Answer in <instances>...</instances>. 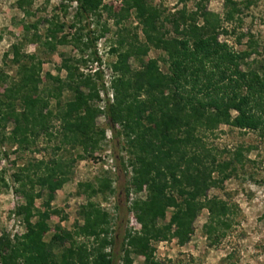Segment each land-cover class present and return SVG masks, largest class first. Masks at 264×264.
<instances>
[{
    "label": "trees",
    "instance_id": "obj_1",
    "mask_svg": "<svg viewBox=\"0 0 264 264\" xmlns=\"http://www.w3.org/2000/svg\"><path fill=\"white\" fill-rule=\"evenodd\" d=\"M33 1H15L23 14V40L37 48L22 52V41L11 44L4 54H11L16 68L14 74H8L0 67V141L6 139L20 150L31 146L39 150L41 138L45 142L42 149L49 147L50 156L18 166L11 174L17 183L13 191L23 199L13 214L24 231L0 234V264H117L118 259L132 264L131 253L146 255L153 249V241L170 237L180 244L188 241L203 209L207 211L204 234L217 241L231 225L235 204L209 191L221 189L235 175L246 161L244 152L251 147L218 150L208 143V135L227 125L264 136V63L252 57L258 52L256 41L238 33L236 43L248 39L244 48H235L220 39L235 34L242 20L241 4L247 6L250 0H223L221 14L207 8L208 0H195L192 9L184 3L168 13L153 0H122L114 17L122 19L132 10L144 40L134 33L131 38L121 36L111 46L116 59L109 64L110 92L99 68L91 74L80 67L99 65L96 41L108 30L102 25L99 33L88 28L84 33L83 22L90 16L98 21L102 10L111 16V7L102 0H59L57 7L65 14L67 3L75 2L71 23L60 21L57 14L27 21L33 15ZM42 23L45 28L41 30ZM65 27L73 31L65 32ZM63 45L76 48L78 56L61 55L58 68L64 77L50 76L52 84H45L39 51L50 54ZM150 48L165 53V71L157 58L144 59ZM130 58L138 61L137 68ZM63 91L70 92V97L64 99ZM102 114L119 149L113 153L116 179L127 176L121 192L107 174L80 184L88 198L78 212L82 222L72 230L55 225L46 241L48 220L57 213L50 205L56 191L70 179L75 163L93 156L105 139V129L96 123ZM224 152L229 156L222 157ZM4 172L1 168L0 181L9 187L1 176ZM106 193L124 195L114 208L122 216L133 215L139 229L117 232L122 226L118 215L111 229L114 217L89 200ZM38 198L43 200L42 208L35 206ZM78 235L92 241L77 242L74 237Z\"/></svg>",
    "mask_w": 264,
    "mask_h": 264
},
{
    "label": "rangeland",
    "instance_id": "obj_2",
    "mask_svg": "<svg viewBox=\"0 0 264 264\" xmlns=\"http://www.w3.org/2000/svg\"><path fill=\"white\" fill-rule=\"evenodd\" d=\"M15 1L0 0V67L8 74H14L16 68L11 63V54L4 55L5 52L10 50L11 44L23 41L21 45L22 52L31 53L37 48L36 44L23 40L25 34L20 25L23 14L16 8ZM102 1L111 7L112 15L110 16L108 11L102 10L98 21L94 16H90L85 23L83 22L84 33H86L87 28L95 31V34L100 32L102 25L108 28L96 41L100 63L99 65L88 63L81 66L80 69L85 73L93 74L99 68L105 88L110 92L109 86L112 73L109 64L116 59V53L111 52V46H116L121 36L131 38L136 33L140 40H144V35L132 10H129L126 17L122 19L114 17V14L120 11L122 7V0ZM238 1L245 3L247 0ZM152 2L162 7L165 13H168L180 8L184 3H186L187 8L192 9L195 0H185L183 3L179 0H153ZM59 3V0H34L32 5L33 15L25 20L34 21L38 17H50L52 14H57L60 21H65L66 24L71 23L75 2L67 3L69 6L66 14L57 7ZM222 3L223 0H208L206 6L209 10L221 14L223 11ZM241 7L242 20L239 25H236L235 34L221 35L220 39H226L235 48H244L248 38L244 37L241 43H236L235 36L238 33H245L248 37H252L257 44L258 52L252 57L255 56L264 63V0H250L247 6L241 4ZM227 26L230 27L229 24ZM43 28H45L44 23L40 24V29ZM165 28L169 31L167 36H173L169 24H166ZM64 31L72 32L73 29L65 27ZM39 54L44 60L41 68L42 79L45 84H52L50 76L64 77L65 75L64 71L58 68L61 55L78 56V51L71 45H63L58 46L53 53L39 51ZM165 56V53L161 50L150 48L144 59L157 58L159 67L165 71L167 68L164 61ZM129 62L134 68L139 65L138 61L133 58H130ZM2 90L3 87L0 85V91ZM100 96L102 100H100L99 105L102 106L104 93L101 92ZM69 97L70 92L63 91V98ZM96 123L105 129V139L101 141L100 147L93 153V156L85 157L75 163L70 179L56 191L50 205L57 210V213L52 214L48 220L50 230L44 235L46 241L50 239L55 225L58 224L63 229L72 230L76 223L82 222L78 212L86 204L88 198L83 191L84 185L80 184L94 181L96 177L107 174L114 180L113 186L117 187L118 192H121L119 188L124 179L127 178V176L121 174L120 179H116L113 153L119 149L114 143L103 114L97 118ZM10 127V124H8L4 129L6 135ZM117 129H120L119 126H117ZM207 141L218 150L232 151L240 145L251 147L249 151L244 152L246 161L243 166H239L235 175L225 180L221 189L213 188L209 191L210 195H218L235 204V214L231 217L230 227L224 231L223 236H220L217 241H213L203 231V224L207 219V211L203 209L198 213L193 223V231L188 241L180 244L176 238L171 237L167 240L153 241L151 245L153 249L146 255L131 253L132 264H152L153 262L157 264H264V136L260 135L258 131L239 130L227 125H220L214 133L208 135ZM44 145L45 142L41 138L38 144L39 150L34 146L25 150L16 149V146L10 144L6 139L0 144V169H5L1 176L9 184V187H5L0 181V234L5 231L12 235L24 231L22 222L13 214L14 207L22 203L23 199L13 191L17 183L13 182L11 174L17 170L18 166L50 156V148L42 149ZM227 156H229L227 152L222 154V157ZM139 195H143V193ZM131 197H135V195L131 194ZM89 200L99 204L100 207L108 211L110 216L114 217L112 218L111 229L114 227L113 223L117 222V218L115 220L117 215L122 217L121 230L117 229V232H122L124 228L139 229L140 226L133 215L122 216V213L114 208L116 202H123L124 195L122 193L118 196L117 193L97 194ZM42 201V198L36 199L35 206L42 208ZM169 215L170 210L166 212L165 222L168 221ZM74 239L77 242L85 241L89 243L92 241L91 238L80 235L75 236ZM119 247V242H117L115 250L117 251ZM117 264H122L120 259L117 260Z\"/></svg>",
    "mask_w": 264,
    "mask_h": 264
}]
</instances>
